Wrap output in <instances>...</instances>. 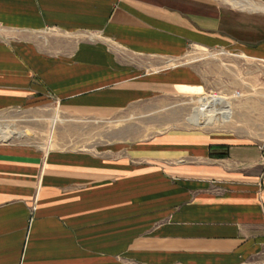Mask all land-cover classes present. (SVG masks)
<instances>
[{"label":"crops","instance_id":"obj_1","mask_svg":"<svg viewBox=\"0 0 264 264\" xmlns=\"http://www.w3.org/2000/svg\"><path fill=\"white\" fill-rule=\"evenodd\" d=\"M0 29L12 32L0 36V113L49 96L67 117L106 121L199 96L197 70L173 65L192 47L264 62V18L204 0H0ZM115 131L89 150L0 144V264H264L259 147Z\"/></svg>","mask_w":264,"mask_h":264},{"label":"rangeland","instance_id":"obj_2","mask_svg":"<svg viewBox=\"0 0 264 264\" xmlns=\"http://www.w3.org/2000/svg\"><path fill=\"white\" fill-rule=\"evenodd\" d=\"M204 1L236 13L264 18V0ZM241 3L249 5L241 8ZM10 34L11 31L0 29V36ZM173 65L195 68L203 93L157 97L110 120L91 122L65 116L57 102L48 96L45 103L35 109L0 113V128L23 135L19 139H0V144L27 143L44 152L89 150L99 144L116 142L117 137L112 133L127 124L130 139H149L175 131L223 134L264 152L263 61L247 59L230 49L192 47Z\"/></svg>","mask_w":264,"mask_h":264},{"label":"bare ground","instance_id":"obj_3","mask_svg":"<svg viewBox=\"0 0 264 264\" xmlns=\"http://www.w3.org/2000/svg\"><path fill=\"white\" fill-rule=\"evenodd\" d=\"M244 2V1H243ZM242 4V3H241ZM236 5V4H235ZM249 4H242V6L240 5L241 8H246ZM251 7V6H250ZM253 8V7H252ZM255 10V9H254ZM21 136H23L22 134L18 133V132H15V131H12V132H9L7 131L5 128H0V139L2 141H7L11 138H14V137H17V138H20Z\"/></svg>","mask_w":264,"mask_h":264},{"label":"water","instance_id":"obj_4","mask_svg":"<svg viewBox=\"0 0 264 264\" xmlns=\"http://www.w3.org/2000/svg\"><path fill=\"white\" fill-rule=\"evenodd\" d=\"M27 132V134H29V131H26Z\"/></svg>","mask_w":264,"mask_h":264}]
</instances>
